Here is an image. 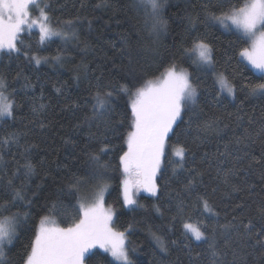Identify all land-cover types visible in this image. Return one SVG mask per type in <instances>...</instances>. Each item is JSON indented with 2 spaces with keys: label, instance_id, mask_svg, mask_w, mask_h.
I'll return each mask as SVG.
<instances>
[{
  "label": "trees",
  "instance_id": "16d2710c",
  "mask_svg": "<svg viewBox=\"0 0 264 264\" xmlns=\"http://www.w3.org/2000/svg\"><path fill=\"white\" fill-rule=\"evenodd\" d=\"M237 2L165 0L162 15L168 28L166 32L156 34L145 27L143 14L134 6L136 0H107L106 7H97L100 0H51L53 24L74 36L67 41L56 38L44 46L35 43V35L30 36L25 42L32 45L30 55L46 58L40 65L23 55L11 60L1 56L0 77L7 79L11 85L9 90L15 89L18 107L14 119L7 120L6 124L0 122V138L15 132L19 134V143L0 150V198L10 195L8 180L11 179L14 186L22 188L24 195L33 202L30 208H20L29 211L30 217L11 249L10 255L16 264L30 243L40 217L46 214V205L58 203L60 211L56 219L71 222L76 200L67 196L66 186L72 174L83 176L89 168L87 153L99 154L100 141L105 134L112 145L122 144L111 131L106 132L103 125L98 130L95 124L84 122L91 114L92 97L96 92L94 78L102 76L105 84H131L138 79L158 76L173 59L181 58L183 48L190 46L197 36L212 45L217 69L234 79L237 94L235 99L223 95L217 97L213 75L190 67L191 61H184L183 66L193 73V83L199 93L191 128L187 124L180 126V140L188 149L185 169L200 173L196 176L195 187L191 192H185L184 185L194 173L178 170L173 174L175 165L170 164L164 176L158 178V197L143 195L138 206L124 207L117 148V151L101 155L102 162L111 165L107 177L83 185L80 194L88 196L98 189L97 184H108L105 206H112L116 211L114 227L125 232L133 264H210L206 243L185 240L182 227L185 221L199 219L210 228L216 226L215 238L221 246L222 235L217 220L223 224L237 216L245 222L251 219L255 231L264 226V218L256 211L264 206V178L259 166L247 168L251 156L264 155V132L261 131L264 129V97L250 96L240 88L241 83L259 82L261 75L241 61L238 53L242 45L235 36L218 26L206 24L203 12L204 5L215 11L220 5L226 7ZM197 15L200 20L193 28L188 17ZM66 21H72L70 28H66ZM57 55L59 61L53 59ZM133 69H136L135 78ZM127 103L128 97L120 93L112 104L113 126L120 132L127 130L126 124L116 123L130 111L126 108ZM41 104L45 107L34 112L33 108L39 109ZM188 118L184 117L185 120ZM206 123L213 126L204 127ZM245 129L250 138H245ZM91 134H95V138H90ZM238 137L243 140L240 144L236 143ZM175 141L174 136L171 142ZM225 145H228L230 155L221 156L220 153L226 151ZM245 152L250 156L245 157ZM26 163L33 166L28 175L25 174ZM232 168L236 169L235 174L224 183L225 171ZM233 186L239 191L233 190ZM61 189L65 191L61 192ZM201 196L209 200L218 217L210 218L206 213L202 214V208L194 207ZM181 201L183 211L177 207ZM240 204L245 206L243 216L236 207ZM152 233L164 238L167 253L160 251ZM227 251L224 258L227 264H264V247L256 244L255 238L249 239L242 227L239 234H234ZM85 264L118 262L104 250H97L86 257Z\"/></svg>",
  "mask_w": 264,
  "mask_h": 264
},
{
  "label": "snow or ice",
  "instance_id": "6c2138e0",
  "mask_svg": "<svg viewBox=\"0 0 264 264\" xmlns=\"http://www.w3.org/2000/svg\"><path fill=\"white\" fill-rule=\"evenodd\" d=\"M107 0H100L97 7H106ZM143 14L144 24L152 33L166 32L167 21L163 18V10L166 7L165 0H136L134 5ZM51 0H0V56L11 60L13 57L26 56L36 65H40L42 59L38 55H30L31 44L26 40L35 35V43L44 46L56 38L67 41L74 36L66 30L59 29L53 24ZM206 24L218 26L225 32L232 33L236 41L241 43L239 57L246 61L247 65L261 74L259 82L241 83L240 88L250 96L264 97V0H243V2L229 3L226 7L220 5L212 11L208 5L203 6ZM200 17L189 16V24L195 28ZM66 28H70L72 21L64 22ZM28 35H25V34ZM53 59L59 61L57 55ZM185 60L191 61L190 67L198 71L210 73L214 77L216 96L236 98L237 85L233 78L225 75V72L217 69V61L213 56V47L203 37L197 36L191 40L190 46L183 48V55L179 60L173 59L158 76L147 79H138L136 83L105 84L102 76L95 77L96 92L92 97L91 114L85 117L86 124H95L97 129L103 125L106 132L111 131L122 144L112 145L105 134L100 141L99 154L89 152V168L84 175L72 174L66 186L67 196L76 200L75 215L71 222L58 221L59 205L52 202L46 205V214L40 217L35 226L30 243L25 246V251L19 257V264H85L86 255L94 248H102L109 253L118 264H133L129 258L124 231H117L114 227L116 211L112 206H105L104 194L109 187L104 183L94 196L89 199L82 196L83 185L92 181L103 180L107 177L109 163L102 162L101 155L117 151L118 170L121 173L119 180L120 195L123 206L134 208L138 206L136 196L140 191L148 193L152 197H158L160 186L158 177H163L170 164H174L173 174L178 170H187L194 173L187 184L185 192H191L196 184V176L200 175L195 169H185L188 160V149L180 140L181 124H187L191 128L192 115H195L197 86L193 83V73L188 67H184ZM136 69L132 70L135 78ZM199 77H197L198 79ZM79 79V77H77ZM7 79L0 77V121L14 119L15 109L18 107L15 99V89H11ZM59 91V89H57ZM123 93L128 97L124 118L117 121L120 125H127L126 132L118 131L112 122L111 113L114 97ZM33 108L36 112L43 109ZM191 114V115H190ZM188 116V120L184 117ZM238 119H242L239 117ZM212 123H206L204 127H212ZM199 125L197 129L199 130ZM227 127V126H226ZM245 138L248 136L247 129ZM264 132V129L261 130ZM176 137L175 143L172 138ZM90 138H95L91 134ZM238 137L237 144L242 143ZM19 143V134L8 133L0 138V150L10 149ZM226 151L221 156L230 155ZM245 157L250 154L245 152ZM239 159V157H238ZM257 165L261 169L264 178V155L251 156L247 165L251 169ZM26 175L31 174L33 166L26 163ZM235 168L228 169L224 174V183H228L230 175H234ZM11 193L7 198H0V264H16L10 255L11 249L20 235V229L25 226L30 217L29 211H21L20 208H30L32 201L23 193L22 188H16L11 179L8 180ZM233 190L239 188L233 186ZM65 189H61L64 192ZM179 195V193L177 194ZM199 203L194 206L202 208V214L206 213L210 218L218 217L209 200L203 196L198 197ZM72 205V202L69 201ZM19 206V207H18ZM142 207V205H141ZM183 211V201L177 206ZM241 210V216L245 206L237 205ZM17 209L13 211V209ZM159 212V208L156 209ZM258 214L264 218V206L259 207ZM175 219V217L173 218ZM239 219V224L237 220ZM191 220V217L188 218ZM216 224L222 235V246L216 240L217 227L205 223L202 220L195 222L185 221L182 224L185 240L206 243L210 264H227L225 257L227 249L233 240L234 234H239L240 227L249 239L255 238L256 244L264 247V226L255 231V225L251 219L247 222L243 218L233 216L226 223ZM210 229V231H209ZM153 240L162 253L168 252L167 244L160 235L152 233ZM173 244L176 241H172ZM188 248V244L184 245ZM189 255L191 249L189 248ZM199 255V254H197ZM235 256V253H233Z\"/></svg>",
  "mask_w": 264,
  "mask_h": 264
},
{
  "label": "rangeland",
  "instance_id": "374dc122",
  "mask_svg": "<svg viewBox=\"0 0 264 264\" xmlns=\"http://www.w3.org/2000/svg\"><path fill=\"white\" fill-rule=\"evenodd\" d=\"M0 59H1V56H0ZM245 63H247L246 61H244ZM250 66V65H249ZM251 67V66H250ZM253 69V68H252ZM254 70V72H256L257 74H260L259 72H257L255 69H253ZM261 75V74H260ZM229 98H231V97H229ZM232 99V98H231ZM1 122V121H0ZM159 178V177H158ZM157 181H158V179H157ZM103 185V184H102ZM101 185V186H102ZM99 190V188L98 189H96V191H94L93 193H91V194H89L87 197L89 198V199H91L93 196H94V194H95V192H97ZM108 192H109V187L107 188V191L105 192V194H104V198H105V201H106V197H107V194H108ZM143 195H145V196H149V197H152V196H150L148 193H146V192H143V191H140L138 194H137V196H136V199H137V202L141 199V197L143 196ZM97 250H104V249H102V248H99V247H97V248H94V249H92L87 255H86V257L90 254V253H92V252H94V251H97ZM86 259V258H85Z\"/></svg>",
  "mask_w": 264,
  "mask_h": 264
}]
</instances>
